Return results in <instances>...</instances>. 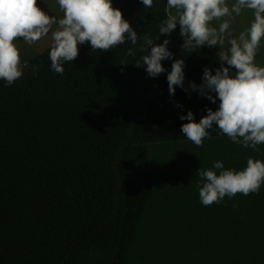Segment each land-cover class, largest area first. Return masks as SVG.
Wrapping results in <instances>:
<instances>
[{"label":"trees","instance_id":"trees-1","mask_svg":"<svg viewBox=\"0 0 264 264\" xmlns=\"http://www.w3.org/2000/svg\"><path fill=\"white\" fill-rule=\"evenodd\" d=\"M138 36L169 39L167 70L148 77L135 61L147 53L126 39L109 51L79 45L78 57L51 69L50 47L20 65L11 86L0 80V264H127L153 191L148 145L188 140L179 117L214 111L191 89L218 54L182 49L180 28L160 35L167 0H112ZM134 48L135 56H126ZM184 60V88L168 90L167 74ZM187 89V91H185ZM181 105L182 107H177ZM209 137L227 136L213 124ZM206 137V138H209Z\"/></svg>","mask_w":264,"mask_h":264},{"label":"clouds","instance_id":"clouds-1","mask_svg":"<svg viewBox=\"0 0 264 264\" xmlns=\"http://www.w3.org/2000/svg\"><path fill=\"white\" fill-rule=\"evenodd\" d=\"M141 2L144 7L153 6V0ZM57 3L63 13L59 19L42 10L37 0H0V80L6 86L23 75L15 41L34 44L49 33L51 69L58 74H63L64 62L78 57L79 45L89 42L93 51L106 52L124 44L126 39L136 46L141 38L139 51L147 54L136 60L135 66L143 67L150 78L167 71L162 61L173 59L168 49L170 40L158 44L159 37L153 40L147 33L138 36L122 11L113 7L112 0H57ZM167 8L175 12H169L158 25L160 35L171 34L179 25L183 50L194 52L202 46H220V67L215 74L205 67L203 82L190 84L192 90L212 103L218 99V108L215 111L207 108V115L199 122L190 110L181 115L179 118L187 121L181 125L182 133L199 147L215 124L233 143L258 151L257 146L264 144V66H259L255 57L264 39V0H235L231 7L227 0H167ZM243 9L252 10L254 19L238 37L228 40L227 50H221L233 13L238 16ZM213 21L219 22L218 27L213 26ZM126 56H135L134 48H129ZM184 79V60H173L167 74L170 95L174 96L177 86L184 88ZM213 169L220 170L219 174ZM213 169L198 170L203 186L197 187L204 206L237 193L245 196L257 193L264 183V161L253 157L247 158L246 167L240 171L224 169L222 161H215Z\"/></svg>","mask_w":264,"mask_h":264},{"label":"crops","instance_id":"crops-1","mask_svg":"<svg viewBox=\"0 0 264 264\" xmlns=\"http://www.w3.org/2000/svg\"><path fill=\"white\" fill-rule=\"evenodd\" d=\"M227 2L231 7V5L235 3V0H227ZM37 5L57 19L63 16L57 0H37ZM169 12L174 13L175 10L167 8V13L169 14ZM253 19V12L249 9H243L238 16L233 13V19L230 22L228 32L225 33V43L221 50H227L229 47L228 40L238 37L242 31H245L250 26ZM212 23L213 26L218 27L219 22L213 21ZM53 28H55V26H53ZM15 43L19 48L21 65L26 64L30 59L44 52L51 46V33L42 37L34 44H27L19 39L16 40ZM205 47L217 54L220 51V46ZM255 62L259 66H264V39L261 41V46L256 54ZM183 141H185V147L191 155L189 159L187 157V159H183L182 161H174L175 163H179V168H181V181L177 179V183L173 186L175 195V205H172L173 211L176 213L177 221L181 222L173 226V228L177 229V235L202 236L205 238L240 237L243 221L255 223L257 229L259 222H264V183L261 184L260 190L257 193H250L247 196L237 193L231 198L225 196L219 203L204 206L201 203L197 187L198 184L203 186V181L198 175V170L200 168L213 169L215 161H222L224 169L243 170L246 167V161L249 157L264 161V144L258 145V151H256L250 147L244 148L240 144L233 143L228 136L204 138L202 146L199 147L190 140ZM152 144L148 145V149ZM152 160L149 150L153 191L149 197L142 218L146 213L148 204L151 205L150 208L153 207L152 197L156 194ZM213 170L219 174L220 170ZM145 223L148 224L144 226H149L146 231L150 230L151 220L149 216L146 218ZM260 226L262 227L261 224ZM179 230L182 232H179Z\"/></svg>","mask_w":264,"mask_h":264},{"label":"rangeland","instance_id":"rangeland-1","mask_svg":"<svg viewBox=\"0 0 264 264\" xmlns=\"http://www.w3.org/2000/svg\"><path fill=\"white\" fill-rule=\"evenodd\" d=\"M174 142L183 145L185 141L167 143ZM190 155L187 151L183 159ZM152 159L156 194L148 214L151 229L146 231L149 226H144L143 237L132 244L125 256L127 264H264V222H259L256 229L255 223L243 221L240 237L177 235L173 226L181 222L173 211V186L177 179L181 181V168L171 160Z\"/></svg>","mask_w":264,"mask_h":264},{"label":"bare ground","instance_id":"bare-ground-1","mask_svg":"<svg viewBox=\"0 0 264 264\" xmlns=\"http://www.w3.org/2000/svg\"><path fill=\"white\" fill-rule=\"evenodd\" d=\"M185 146H186V144H184V142H183V145L178 143V142L164 143V144H152V145H150L149 150L151 153V157H154L155 159L160 160L161 162H165L167 160H172V161L180 160V161H182L184 155L187 153V148ZM150 206L151 205L148 204V207L146 209V213H145L144 217L142 218L140 223H138V225L136 226V228L134 230V239H133L134 244L140 238L143 237L144 224H145L146 218H148V214L150 212V209H149ZM132 246L133 245H131V247H129L128 251L126 252V255H128L130 249H132Z\"/></svg>","mask_w":264,"mask_h":264}]
</instances>
